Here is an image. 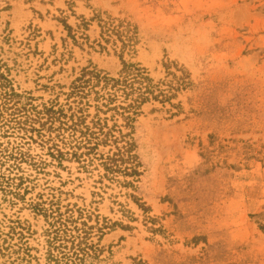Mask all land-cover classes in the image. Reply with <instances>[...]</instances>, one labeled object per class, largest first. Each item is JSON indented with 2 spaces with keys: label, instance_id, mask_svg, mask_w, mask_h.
Returning <instances> with one entry per match:
<instances>
[{
  "label": "rangeland",
  "instance_id": "1",
  "mask_svg": "<svg viewBox=\"0 0 264 264\" xmlns=\"http://www.w3.org/2000/svg\"><path fill=\"white\" fill-rule=\"evenodd\" d=\"M0 264H264V0H0Z\"/></svg>",
  "mask_w": 264,
  "mask_h": 264
},
{
  "label": "trees",
  "instance_id": "2",
  "mask_svg": "<svg viewBox=\"0 0 264 264\" xmlns=\"http://www.w3.org/2000/svg\"><path fill=\"white\" fill-rule=\"evenodd\" d=\"M99 22H101L100 28L103 36L107 35V38L112 35L116 36L122 43V49L125 46H129V41H124L121 37L123 32L120 30L121 24H114L112 20H109V22L104 20L102 21V19H100ZM107 40L108 39H105V41ZM122 64L123 67L117 78L106 76H102L100 78L98 76L99 80L102 79L105 85L112 82L111 86L113 88L116 87L114 93L106 95L105 99L107 101H112L116 97L115 92L119 90L122 92L124 99L130 98V103L123 109L127 110L129 108L131 112H134L138 105L148 101L150 98L157 99L158 96H164L163 99L167 98L165 95H162L160 91L158 94H155V86L152 83V80L148 77L145 69H142L132 63L128 64L124 61H122Z\"/></svg>",
  "mask_w": 264,
  "mask_h": 264
}]
</instances>
